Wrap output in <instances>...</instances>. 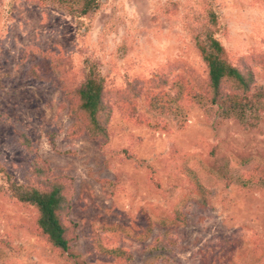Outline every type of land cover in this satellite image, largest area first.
Returning a JSON list of instances; mask_svg holds the SVG:
<instances>
[{"label": "rangeland", "instance_id": "374dc122", "mask_svg": "<svg viewBox=\"0 0 264 264\" xmlns=\"http://www.w3.org/2000/svg\"><path fill=\"white\" fill-rule=\"evenodd\" d=\"M101 1L103 10L86 17L92 21L86 45L100 60L109 91L124 89L127 70L135 80L154 71L204 78L195 45L196 18L204 9L223 22L217 37L229 62L264 85V0ZM84 29L51 3L0 0V165L22 180L28 159L16 132H26L54 175L71 178L67 221L76 230L73 254H59L32 233L29 213L0 200V264H119L96 244L98 234L111 237L117 225L139 232L152 227L145 241L121 239L129 234L124 230L106 243L111 251L130 250L132 264H215V258L220 264H264V113L249 111L243 123L209 98L180 102L167 86L166 129L151 127L158 115L143 98L137 122L114 114L108 138L93 140L85 133L70 139L72 116L69 107H61L67 98L27 81L25 72L41 56H68L76 65L69 78L75 80L85 59L79 51ZM233 93L230 85L222 90ZM51 131L57 149L50 144ZM201 192L206 205L199 201ZM178 204L187 224L160 227Z\"/></svg>", "mask_w": 264, "mask_h": 264}, {"label": "trees", "instance_id": "16d2710c", "mask_svg": "<svg viewBox=\"0 0 264 264\" xmlns=\"http://www.w3.org/2000/svg\"><path fill=\"white\" fill-rule=\"evenodd\" d=\"M34 1L43 5L51 3L67 11L79 22L81 28H85L79 35V44H81L79 51L85 55V59L80 68L81 75L75 80L72 81L69 78L76 65L73 58L68 56L56 58L41 56L35 59L25 72L27 81L38 87H48L64 94L67 98L69 104L63 103L61 107H69V115L72 116V123L67 129L70 139H78L85 133L93 140L108 138L114 114L119 113L120 118L126 121L137 122V102L143 98L149 101L150 107L155 108L154 115H158V121L151 127L157 131L166 129L163 117L171 114V106L166 102L170 95V91L165 89L167 86L171 88V91H176L177 99L181 97L180 102L196 104L199 102L194 100L193 96H198L203 102L206 99L208 101L209 98L211 104L221 105L220 109L227 116H230L229 113L232 112L239 116L243 123L249 111H255L257 115L264 113V85H260L251 72L247 73L229 62L227 50L217 37L223 31V22L214 12H206L204 3H202L204 13L198 14L196 18L200 27L197 26L195 31V45L205 69L204 78H191L185 73L171 77L154 71L155 75L150 78L135 80L134 75L127 70L124 74V89L111 92L107 89V76L101 73L100 60L94 55L89 45H86L92 23V21L87 23L86 17L95 18L96 14L103 10L104 3L101 0ZM189 5L190 3L187 2L182 7L187 8ZM185 17L188 18L185 20L187 26L191 25V16L187 14ZM3 80L4 74L0 72V91L4 88ZM228 85L234 92L231 96L222 94L223 88ZM49 106L51 107L52 104ZM16 135V142L27 153L28 166L22 173V180L18 182L5 167L0 165V200L11 204L19 211L29 213L34 224L32 233L46 242L50 249L59 254L72 255L71 238L73 234L75 238L76 230L67 221L71 208L69 190L71 178L66 175H54L49 161L42 157L39 146L26 132L17 129ZM48 136L51 146L57 149L56 132L51 131ZM211 172L217 176L221 175L220 171L211 170ZM204 194V192L199 194L202 196L199 197V201L206 205L208 199ZM186 224V214L178 204L173 213L161 219L159 226L178 227ZM115 229L116 233L111 237L103 236V233L98 234L97 250L105 255H115L114 261L119 264H132L134 259L130 250L117 247L111 251L106 248V243L119 235V231L124 230H127L130 235L124 234L121 239L136 237L145 241L150 237L152 227L148 225L140 232L120 225H117ZM234 260L233 257V263ZM215 264H220V260L215 258Z\"/></svg>", "mask_w": 264, "mask_h": 264}]
</instances>
